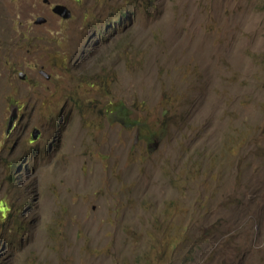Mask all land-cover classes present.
Returning <instances> with one entry per match:
<instances>
[{"label":"rangeland","instance_id":"obj_1","mask_svg":"<svg viewBox=\"0 0 264 264\" xmlns=\"http://www.w3.org/2000/svg\"><path fill=\"white\" fill-rule=\"evenodd\" d=\"M56 1L0 0V264H264V0Z\"/></svg>","mask_w":264,"mask_h":264},{"label":"water","instance_id":"obj_2","mask_svg":"<svg viewBox=\"0 0 264 264\" xmlns=\"http://www.w3.org/2000/svg\"><path fill=\"white\" fill-rule=\"evenodd\" d=\"M53 12L55 14H59L61 15L62 17H68L69 16V12L68 10L65 8V7H61V6H57L55 8H53ZM36 22H43V19H38ZM17 110L16 109H12L11 110V114H10V117H9V121L7 123V129H6V132H8L11 127H12V124H13V121L15 120V118L17 117ZM39 131L37 129H33L32 130V138L33 139H36L37 138V135H38Z\"/></svg>","mask_w":264,"mask_h":264},{"label":"flooded vegetation","instance_id":"obj_3","mask_svg":"<svg viewBox=\"0 0 264 264\" xmlns=\"http://www.w3.org/2000/svg\"><path fill=\"white\" fill-rule=\"evenodd\" d=\"M46 6L52 5V9L57 7V6H65L61 2H58L56 0H43ZM46 77H49V75H46ZM17 108V107H16ZM18 109V108H17Z\"/></svg>","mask_w":264,"mask_h":264},{"label":"clouds","instance_id":"obj_4","mask_svg":"<svg viewBox=\"0 0 264 264\" xmlns=\"http://www.w3.org/2000/svg\"><path fill=\"white\" fill-rule=\"evenodd\" d=\"M75 1H79V0H75ZM62 7V6H61ZM63 7H65V6H63ZM66 8V7H65ZM67 9V8H66ZM68 10V9H67ZM52 12H53V9H52ZM69 12V11H68ZM54 13V12H53ZM57 15H59V14H57ZM60 16V18H62V19H66V18H68L69 16H70V13H69V16L68 17H62L61 15H59ZM13 109H16V110H18L17 108H13ZM12 110V109H11ZM17 113V112H16ZM10 114H11V112H10ZM9 117H10V115H9ZM9 117H8V121H9ZM17 118V117H16ZM16 118H15V120H16ZM15 120L13 121V124H12V127H11V129L8 131V132H6V129H7V125H6V129H5V133L6 134H8L11 130H12V128H13V126H14V122H15ZM8 121H7V123H8ZM34 129H36V128H34ZM33 130V129H32ZM38 130V129H37ZM39 131V130H38ZM38 135H39V133H38ZM38 135H37V137H38ZM31 139L32 140H36V139H33L32 138V131H31Z\"/></svg>","mask_w":264,"mask_h":264},{"label":"trees","instance_id":"obj_5","mask_svg":"<svg viewBox=\"0 0 264 264\" xmlns=\"http://www.w3.org/2000/svg\"><path fill=\"white\" fill-rule=\"evenodd\" d=\"M118 111V115H119V117H123L124 116V114L126 113L125 111H123V109L122 108H120V109H118V110H116V112ZM125 112V113H124ZM125 117V116H124ZM136 123H133V124H127V125H135Z\"/></svg>","mask_w":264,"mask_h":264}]
</instances>
